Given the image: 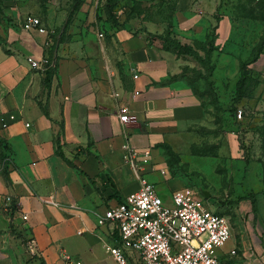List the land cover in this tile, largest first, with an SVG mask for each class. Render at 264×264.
<instances>
[{
  "label": "crops",
  "instance_id": "1",
  "mask_svg": "<svg viewBox=\"0 0 264 264\" xmlns=\"http://www.w3.org/2000/svg\"><path fill=\"white\" fill-rule=\"evenodd\" d=\"M21 29L2 32L5 46L0 44V264H71L65 255L82 264H115L105 249L112 226H97L95 212L103 213L139 187L123 146L149 148L160 172L167 167L164 148L193 162L191 148L203 140L197 129L208 122L203 97L185 72L191 59L166 48L162 38L181 45H223L229 17L216 18L214 5L200 0L173 9L168 21L107 23L104 32L91 25L93 33L51 49L45 35ZM211 52L217 59L218 52ZM28 56L51 61L48 86L45 71L32 68ZM248 67L258 78L248 99L260 107L264 40ZM134 90L139 94L133 96ZM120 105L129 108L125 123L118 119ZM234 137L229 131L216 137L219 158ZM146 178L154 184L166 179L152 173ZM165 183L170 191L185 186L180 177ZM254 230L240 225L238 241L218 250L220 258L264 264V235ZM31 236L34 253L26 247Z\"/></svg>",
  "mask_w": 264,
  "mask_h": 264
},
{
  "label": "rangeland",
  "instance_id": "2",
  "mask_svg": "<svg viewBox=\"0 0 264 264\" xmlns=\"http://www.w3.org/2000/svg\"><path fill=\"white\" fill-rule=\"evenodd\" d=\"M199 2L0 0V38H3L2 32L22 30L21 20L27 14H34L47 28L46 46L51 49L59 42L73 41L83 34L93 33L91 25L104 32L107 23L123 25L131 19L142 21L150 17L168 21L173 9H185ZM207 2L214 5L216 18L222 15L229 17L230 32L223 45H184L196 54H186L192 67L186 68L185 72L191 86L205 103L208 122L197 129L203 140L191 148L193 162L188 158L180 159L175 154L168 156L163 150L167 167L164 172L156 169L152 174L165 176L166 179L182 178L185 185L192 187L210 209L226 215L231 225L230 238L226 243L229 245L238 241L242 224H246L253 233L256 228L264 235V149L261 130L264 126V102L258 107L248 98L234 101L240 66L243 64L249 68V64L258 57L263 43L264 0ZM212 50L218 52L217 59L212 56ZM238 107L244 112L239 120L235 117ZM228 131L238 137L230 139L227 154L219 158L217 148L220 141L216 137ZM165 181L155 182V186L159 195L169 201L171 191ZM202 191L209 195L205 196ZM252 200L256 201V212L252 210Z\"/></svg>",
  "mask_w": 264,
  "mask_h": 264
},
{
  "label": "built area",
  "instance_id": "3",
  "mask_svg": "<svg viewBox=\"0 0 264 264\" xmlns=\"http://www.w3.org/2000/svg\"><path fill=\"white\" fill-rule=\"evenodd\" d=\"M20 25L26 31L47 36V28L37 15H25ZM26 61L32 68L42 71L53 66L47 57L34 59L28 56ZM132 77L136 79L138 74L134 73ZM138 94L137 90L133 91V96ZM114 95L118 96L117 93ZM243 115L242 108L238 107L236 119ZM10 118L14 119L12 115ZM118 119L121 123L128 121L127 105L119 106ZM123 147V157L139 181V187L103 213L95 212L97 226H112V240L105 243V249L115 264H234L217 254L230 238L229 218L210 209L190 186L173 189L169 201L164 200L155 184L146 178L148 173L158 169L151 150L131 148L126 144ZM50 203L58 206L54 201ZM82 232L81 229L77 231L78 234ZM26 247L29 252H35L34 237L26 239ZM234 253L233 249L231 254ZM65 259L71 264H82L69 255H65Z\"/></svg>",
  "mask_w": 264,
  "mask_h": 264
},
{
  "label": "trees",
  "instance_id": "4",
  "mask_svg": "<svg viewBox=\"0 0 264 264\" xmlns=\"http://www.w3.org/2000/svg\"><path fill=\"white\" fill-rule=\"evenodd\" d=\"M162 39L164 40V46L166 48L172 49L179 54L182 53V54L196 55L188 47H186L184 45L182 46L181 44H179L173 40L168 39V36H166ZM263 40H264V36H263ZM0 44L5 46V42H4L3 38H0ZM260 50H261V48H260ZM52 73H53V67H49L45 70L46 86H48V84L50 82V77L52 76ZM257 84H258V78L254 77L252 75L251 71L249 70V68H246V65L242 64L240 66V76H239L237 83H236L234 101L239 102L243 98L252 97L253 91H254ZM263 124H264V122H263ZM261 130L263 132L262 135H263V149H264V126L261 128ZM58 150H59V153L61 154V156H63V154L60 152L59 147H58ZM164 151H166L168 156H170L172 154L174 155V153L169 148H164ZM251 204H252L253 212H256V201L252 200Z\"/></svg>",
  "mask_w": 264,
  "mask_h": 264
},
{
  "label": "water",
  "instance_id": "5",
  "mask_svg": "<svg viewBox=\"0 0 264 264\" xmlns=\"http://www.w3.org/2000/svg\"><path fill=\"white\" fill-rule=\"evenodd\" d=\"M202 192H203V194H204L205 196H208L207 192H205V191H202Z\"/></svg>",
  "mask_w": 264,
  "mask_h": 264
}]
</instances>
